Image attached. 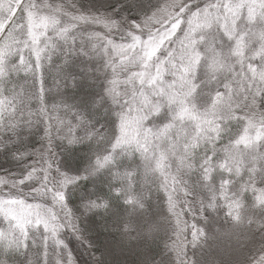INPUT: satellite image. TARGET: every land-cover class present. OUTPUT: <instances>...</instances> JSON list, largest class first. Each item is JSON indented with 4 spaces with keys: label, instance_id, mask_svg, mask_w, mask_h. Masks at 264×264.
<instances>
[{
    "label": "snow or ice",
    "instance_id": "obj_1",
    "mask_svg": "<svg viewBox=\"0 0 264 264\" xmlns=\"http://www.w3.org/2000/svg\"><path fill=\"white\" fill-rule=\"evenodd\" d=\"M129 2L0 0V264H264V0Z\"/></svg>",
    "mask_w": 264,
    "mask_h": 264
},
{
    "label": "trees",
    "instance_id": "obj_2",
    "mask_svg": "<svg viewBox=\"0 0 264 264\" xmlns=\"http://www.w3.org/2000/svg\"><path fill=\"white\" fill-rule=\"evenodd\" d=\"M142 3V0H141ZM80 7L84 9H92L96 11L99 9L100 11L112 12L113 9H120V12L117 14H126L129 19H138V11L131 7L129 0H80ZM23 75V74H21ZM70 97V102L78 103L81 99V91L76 90L72 92L71 90L68 92ZM51 103V100L49 101ZM83 107V105H79ZM105 120L98 121L99 123H104ZM30 141L32 143H37L35 137H31ZM38 146V145H37ZM84 151H86V147L81 146ZM59 151V148L57 149ZM16 162L10 159L8 154H0V168H9L14 169ZM78 199L73 201V204H77ZM189 221H191V216L185 217ZM97 225L101 223V221L96 222ZM211 227V226H210ZM99 233V240H97V235ZM107 237V239H105ZM90 239L97 242L99 244H112L116 246L115 257L109 255L107 259L109 260V264H136L137 261V253L136 249L133 247H123L118 245V234L114 232L104 233L103 230L97 227L95 230L90 232ZM73 247H77L76 245H72ZM97 254H99V248L97 249ZM223 259L228 260L234 258V256L229 253L227 250H224L220 253Z\"/></svg>",
    "mask_w": 264,
    "mask_h": 264
}]
</instances>
